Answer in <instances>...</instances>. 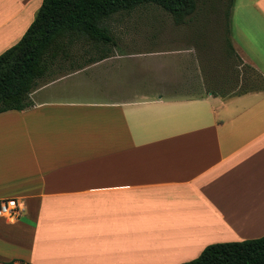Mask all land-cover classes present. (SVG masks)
Segmentation results:
<instances>
[{"label":"crops","instance_id":"crops-1","mask_svg":"<svg viewBox=\"0 0 264 264\" xmlns=\"http://www.w3.org/2000/svg\"><path fill=\"white\" fill-rule=\"evenodd\" d=\"M41 3L0 0V55ZM131 35L70 51L30 107L0 113V200L23 205L16 221L0 218V264H183L264 236V89L205 90L194 45L137 47ZM228 39L264 78V0H233Z\"/></svg>","mask_w":264,"mask_h":264},{"label":"trees","instance_id":"trees-1","mask_svg":"<svg viewBox=\"0 0 264 264\" xmlns=\"http://www.w3.org/2000/svg\"><path fill=\"white\" fill-rule=\"evenodd\" d=\"M222 3L223 0H42L22 38L0 55V113L30 107L31 91L59 60L72 58L70 51L74 44L83 42L94 51L112 47L115 42L105 22L116 14H129L146 4L156 5L171 17L175 26L209 15L216 16L218 24L224 16L230 34L233 0H226L227 11L217 16L226 7V4L222 7ZM227 44L232 51L230 40ZM217 82L222 83V87L228 86L217 89L221 95H229L237 89L232 86L234 80L227 76H220ZM259 88L258 81L253 80L236 95ZM213 95H216L214 90ZM183 264H264V236L207 246L198 258Z\"/></svg>","mask_w":264,"mask_h":264},{"label":"rangeland","instance_id":"rangeland-1","mask_svg":"<svg viewBox=\"0 0 264 264\" xmlns=\"http://www.w3.org/2000/svg\"><path fill=\"white\" fill-rule=\"evenodd\" d=\"M223 11L217 16H223L227 11L226 0H223L221 6ZM151 16L140 22L132 21L130 23L124 22V20H118L119 25H115L114 21H106L105 25L109 29L111 35L114 37L123 31V28L127 29L132 34L133 41L137 47H141L139 44L149 42L153 46L170 47L169 44L176 42L178 38L182 41V45L185 47L188 45H194L198 56V68L201 72V81L205 90L219 88H226L222 83L219 84L216 79L220 76L237 77V89H235L231 95H235L244 86H249L253 80H257L259 87L264 89V78L257 74L253 69L243 64L234 53L228 49L227 40H229V34L227 33L226 23L224 18L219 19L218 24L215 23L216 16L209 15L210 19H214L213 22H208L209 25H205L203 20L192 21L184 26L177 27L173 24L170 16L158 8L156 5H151L148 9ZM127 14H116L112 18L119 19L124 18ZM123 16V17H122ZM164 18L168 19V22ZM207 19V20H210ZM198 22V23H197ZM206 26L202 29V26ZM117 27L120 29L117 30ZM166 31V37H161L160 33ZM123 36V35H122ZM170 37V38H168ZM118 46L123 44L121 39L116 38ZM141 40V42H140ZM148 44V43H147ZM149 45V44H148ZM163 45V46H162ZM172 45V44H171ZM149 47V46H148ZM172 47V46H171ZM85 49H91L85 46V43H76L72 46L71 51L75 54H81ZM218 71L217 75L212 74L213 71Z\"/></svg>","mask_w":264,"mask_h":264},{"label":"built area","instance_id":"built-area-1","mask_svg":"<svg viewBox=\"0 0 264 264\" xmlns=\"http://www.w3.org/2000/svg\"><path fill=\"white\" fill-rule=\"evenodd\" d=\"M22 202L10 198V199H1L0 200V218L6 219L9 222L16 221L21 214Z\"/></svg>","mask_w":264,"mask_h":264}]
</instances>
